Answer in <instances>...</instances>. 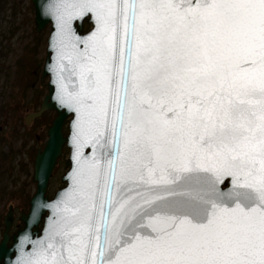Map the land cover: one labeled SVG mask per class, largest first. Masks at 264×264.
<instances>
[{"label":"snow or ice","instance_id":"snow-or-ice-1","mask_svg":"<svg viewBox=\"0 0 264 264\" xmlns=\"http://www.w3.org/2000/svg\"><path fill=\"white\" fill-rule=\"evenodd\" d=\"M62 2L77 168L19 264H264V0Z\"/></svg>","mask_w":264,"mask_h":264},{"label":"rangeland","instance_id":"rangeland-1","mask_svg":"<svg viewBox=\"0 0 264 264\" xmlns=\"http://www.w3.org/2000/svg\"><path fill=\"white\" fill-rule=\"evenodd\" d=\"M49 31L47 25L35 32L30 0H0V240L8 206L14 210L10 233L21 225V213L28 211L36 187L34 157L38 148H43L47 128L55 117V111L50 110L29 124L24 122L25 115L38 109L47 92L48 77L42 79L41 74ZM68 153L63 147L52 170L47 191L50 197L62 184Z\"/></svg>","mask_w":264,"mask_h":264},{"label":"water","instance_id":"water-1","mask_svg":"<svg viewBox=\"0 0 264 264\" xmlns=\"http://www.w3.org/2000/svg\"><path fill=\"white\" fill-rule=\"evenodd\" d=\"M34 8V30L41 32L50 23L47 37L46 56L42 68L41 78L48 77L47 92L43 97L40 107L29 112L24 117V122L29 124L44 112L53 110L55 117L47 128V139L43 148H38L33 162V180L36 183L35 192L29 200L27 212H22L15 232L10 233L14 210L8 206L2 222L4 230L0 240V264H19L21 258L32 250L33 244L43 238L54 215L55 204L73 186V176L77 168L76 158V112L61 103L60 91L57 84V59L58 47L61 39L60 24L57 20L63 8L62 0H30ZM87 18L92 26L83 31V21ZM94 30V21L90 14L71 21V31L80 39H85ZM82 47V45H81ZM66 126V132H64ZM63 147L68 149V158L65 162L66 171L61 177L63 184L52 197L47 193L52 170L62 154ZM85 155L91 154L90 148L84 149ZM223 192H231V183L225 180L220 185Z\"/></svg>","mask_w":264,"mask_h":264},{"label":"flooded vegetation","instance_id":"flooded-vegetation-1","mask_svg":"<svg viewBox=\"0 0 264 264\" xmlns=\"http://www.w3.org/2000/svg\"><path fill=\"white\" fill-rule=\"evenodd\" d=\"M49 27H50V23L49 24H47ZM46 25V26H47ZM45 26V27H46ZM91 24L90 23H88V21H87V18L86 19H84V21H83V31H87V30H89L90 28H91ZM51 179V178H50ZM49 184H50V180H49ZM61 186H62V184H61Z\"/></svg>","mask_w":264,"mask_h":264},{"label":"trees","instance_id":"trees-1","mask_svg":"<svg viewBox=\"0 0 264 264\" xmlns=\"http://www.w3.org/2000/svg\"><path fill=\"white\" fill-rule=\"evenodd\" d=\"M39 107H40V106H39ZM39 107H38V108H39Z\"/></svg>","mask_w":264,"mask_h":264}]
</instances>
